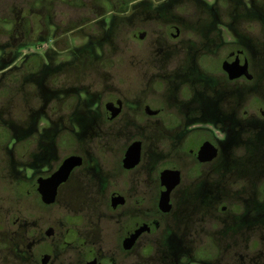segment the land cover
Segmentation results:
<instances>
[{"label":"flooded vegetation","instance_id":"1","mask_svg":"<svg viewBox=\"0 0 264 264\" xmlns=\"http://www.w3.org/2000/svg\"><path fill=\"white\" fill-rule=\"evenodd\" d=\"M187 1L189 30L169 13L177 0L89 2L164 24L125 76L102 47L110 28L81 47L67 31L61 49L46 18L35 42L25 21L27 43L3 49L0 264H264V0ZM71 157L45 204L44 183Z\"/></svg>","mask_w":264,"mask_h":264},{"label":"rangeland","instance_id":"2","mask_svg":"<svg viewBox=\"0 0 264 264\" xmlns=\"http://www.w3.org/2000/svg\"><path fill=\"white\" fill-rule=\"evenodd\" d=\"M78 1L83 3H77ZM90 1L94 0H0V47L5 46L8 48L13 46V43L18 45L24 42L27 43V41L35 42L38 37H46L45 18L54 28L52 32L55 33V38H58V47L61 49L67 47L68 39L65 35L67 31H73L69 36L71 40V45L69 46L81 47L85 43V39L82 36L99 39L102 37L103 31L110 28V33L107 34L106 40L102 41L106 59L108 62L121 65V74L123 76L129 74L128 69L134 56L141 55L148 48L154 47L151 44L152 42L153 44L157 42L158 37L162 36L164 24L157 21L153 23L133 21L130 18V12L127 13L130 6L123 10L125 3H89ZM160 1L163 0H153L154 3ZM174 3L177 4L171 6L169 13L186 19L187 23L184 26L186 30L191 29L193 24L190 21H193V17L197 13L194 3L187 0H177ZM105 14L108 16L119 15L121 18L114 20L112 26H109L111 22L107 20L102 28L97 24V21ZM25 21H27L28 31L32 32L26 36L27 41L22 39V32L24 33L22 24ZM36 28L39 29L37 34H34V29ZM137 32L147 33L146 40L141 44H137L134 38ZM93 41L95 42L97 39ZM36 52V49H30L22 52V55H26L34 63ZM6 82L0 81V118L2 119L6 118L7 115L5 116V114L8 108V99L4 97ZM25 91H28V88ZM9 106L12 109L13 119H21L23 106L18 103V99L15 102H11ZM68 148L72 147L64 146L60 154H66ZM57 217L58 221L61 222L65 217L64 212L59 210ZM64 228H67V225H64ZM66 256L67 254L65 253L63 257L66 258Z\"/></svg>","mask_w":264,"mask_h":264},{"label":"water","instance_id":"3","mask_svg":"<svg viewBox=\"0 0 264 264\" xmlns=\"http://www.w3.org/2000/svg\"><path fill=\"white\" fill-rule=\"evenodd\" d=\"M140 38H142V36H140ZM77 165H79V159L73 157L66 159L60 167L59 171L52 178H50L44 183L43 187L49 188L46 192L45 189L42 191V200L45 204H50L53 202L56 187L67 178L70 170ZM167 197V192L161 197L160 207L162 209L165 208V205L168 200Z\"/></svg>","mask_w":264,"mask_h":264},{"label":"trees","instance_id":"4","mask_svg":"<svg viewBox=\"0 0 264 264\" xmlns=\"http://www.w3.org/2000/svg\"><path fill=\"white\" fill-rule=\"evenodd\" d=\"M128 1H132V0H128ZM129 6V3H125L124 4V8H123V10L126 8V7H128ZM26 32H28V29H26L25 30ZM5 48V46H2V47H0V54L3 52V49Z\"/></svg>","mask_w":264,"mask_h":264}]
</instances>
